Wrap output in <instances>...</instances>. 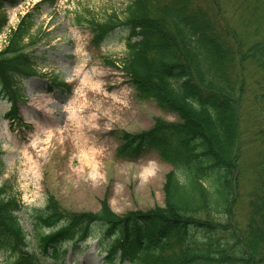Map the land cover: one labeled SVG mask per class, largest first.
<instances>
[{
	"label": "trees",
	"instance_id": "trees-1",
	"mask_svg": "<svg viewBox=\"0 0 264 264\" xmlns=\"http://www.w3.org/2000/svg\"><path fill=\"white\" fill-rule=\"evenodd\" d=\"M24 0H0V34L8 26L7 6ZM34 4L8 33L0 49V99L9 98V117L17 114L19 82L37 74L34 48L47 36L35 27ZM53 6L55 0L48 1ZM254 8L264 0L252 2ZM77 25L92 31L101 45L118 29H126L125 53L107 61L127 74L144 98L177 114V121L156 118L149 130L124 136L123 150L139 154L155 148L171 164L166 174L164 206L117 214L107 199L98 211H71L55 197L32 208L35 247L19 213L26 207L0 186V251L8 264H54L99 230L107 264H264V110L255 139L263 145L255 163L258 176L246 220L237 219L247 61L264 69V38L242 45L223 21L221 4L211 0H130L122 13L101 19L76 13ZM35 27V29H34ZM51 85L62 81L50 78ZM264 100V94L259 95ZM46 229L48 231H46Z\"/></svg>",
	"mask_w": 264,
	"mask_h": 264
},
{
	"label": "rangeland",
	"instance_id": "rangeland-1",
	"mask_svg": "<svg viewBox=\"0 0 264 264\" xmlns=\"http://www.w3.org/2000/svg\"><path fill=\"white\" fill-rule=\"evenodd\" d=\"M39 1L7 6L10 24H16ZM48 1L34 9L35 27L47 37L34 48L40 61L37 74L19 82L21 97L14 119L8 115L11 100L0 99V186L26 207L19 218L29 231L32 249L36 227L30 210L43 208L50 196L75 212L98 211L103 199L120 215L164 206V184L171 164L153 147L141 148L137 155L121 149L125 135L149 130L156 118L178 120L177 114L159 107L154 99L141 96L129 76L107 62L124 55L126 29L117 28L97 45L92 31L74 20L79 12L97 19L112 11L122 13L130 0H55L53 6ZM200 1L211 4V0ZM217 1L223 21L245 48L264 38L263 4L256 9L255 0ZM7 36V30L0 35V49ZM245 67L242 133L246 145L236 206L242 223L260 179L254 165L263 145L255 136L264 110V100L257 98L264 94V69L251 61ZM53 77L62 85L49 87ZM93 230L95 235L77 249L65 244L68 253L57 264H107L99 230ZM9 261L10 256L1 250L0 264ZM45 262L54 264L51 258Z\"/></svg>",
	"mask_w": 264,
	"mask_h": 264
}]
</instances>
